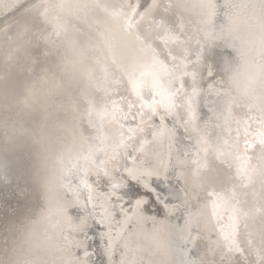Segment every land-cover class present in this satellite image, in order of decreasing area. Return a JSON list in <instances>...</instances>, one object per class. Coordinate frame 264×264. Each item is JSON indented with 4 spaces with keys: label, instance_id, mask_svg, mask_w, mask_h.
<instances>
[{
    "label": "bare ground",
    "instance_id": "1",
    "mask_svg": "<svg viewBox=\"0 0 264 264\" xmlns=\"http://www.w3.org/2000/svg\"><path fill=\"white\" fill-rule=\"evenodd\" d=\"M246 2L0 0V264H179L191 194L205 263L264 264Z\"/></svg>",
    "mask_w": 264,
    "mask_h": 264
},
{
    "label": "water",
    "instance_id": "2",
    "mask_svg": "<svg viewBox=\"0 0 264 264\" xmlns=\"http://www.w3.org/2000/svg\"><path fill=\"white\" fill-rule=\"evenodd\" d=\"M219 1L221 2L222 0ZM224 1L225 0H223V2ZM240 1L243 2V0ZM246 3L248 7L244 11L240 12L242 13V16L241 18L237 19V23L246 27H251L253 23H256L255 26L257 27L252 28L253 30L251 31L252 33L254 31L255 34L251 39L249 47L250 52H248L249 54H253L259 51L261 39L264 37V0H248V2ZM257 13L258 16L256 17L255 14ZM63 27L65 30H68L66 24H64ZM253 172L254 171L249 172L250 176H248L247 174L245 180L250 181L251 174H253ZM188 197L189 201L186 206L188 209L191 210V212H189V214H187V216L185 217V222L187 223L186 227L184 228L180 239H178L177 236L175 238H172L171 236L169 238V241L175 247L177 246V242H179L184 248L186 247V259L184 258V260L181 258L179 264H208L205 263L204 257L202 255H199V249H197V244L200 240L209 243L210 236L215 235L217 233V229H215L216 225L213 224L214 211L216 208L217 201L210 202L208 204H202L195 207L196 203L194 201L193 195L191 194ZM208 245H210V243ZM209 264L213 263L209 262Z\"/></svg>",
    "mask_w": 264,
    "mask_h": 264
}]
</instances>
